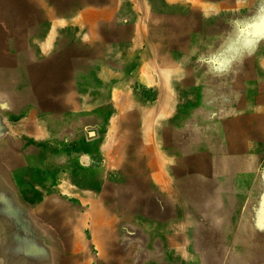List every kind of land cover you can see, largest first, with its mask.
Returning <instances> with one entry per match:
<instances>
[{"label":"crops","instance_id":"1","mask_svg":"<svg viewBox=\"0 0 264 264\" xmlns=\"http://www.w3.org/2000/svg\"><path fill=\"white\" fill-rule=\"evenodd\" d=\"M229 3L161 0L203 16ZM0 10L17 18L18 52L29 54L17 62L25 89L17 120L0 137V209L15 217L9 228L47 246L54 264H142L144 247H164L166 225L148 213L152 194L168 187L148 164L157 149L149 111L130 87L166 85L174 64L150 26L164 13L151 0H0ZM134 150L145 159L132 165ZM155 250V264H165V251Z\"/></svg>","mask_w":264,"mask_h":264},{"label":"rangeland","instance_id":"2","mask_svg":"<svg viewBox=\"0 0 264 264\" xmlns=\"http://www.w3.org/2000/svg\"><path fill=\"white\" fill-rule=\"evenodd\" d=\"M229 1L203 16L151 0L164 13L159 24L157 17L150 22L153 40L174 66L165 86L130 87L149 111L157 162L166 163L154 178L168 187L149 198L151 222L166 225L164 247H144L142 264H155V249L165 251V264H264V0L246 7ZM16 34L17 18L0 10V137L17 120L25 91L17 86V62L29 54L18 52ZM132 153V165L144 161ZM2 211L0 264H54L47 246L9 228L15 217Z\"/></svg>","mask_w":264,"mask_h":264},{"label":"bare ground","instance_id":"3","mask_svg":"<svg viewBox=\"0 0 264 264\" xmlns=\"http://www.w3.org/2000/svg\"><path fill=\"white\" fill-rule=\"evenodd\" d=\"M59 59H60V57H59ZM79 62V61H78ZM148 152V154H150V152H152V151H147ZM157 152V151H156ZM154 153V154H157V153ZM153 153V152H152ZM154 154H153V158H150L149 159V165H150V168L152 169V171L153 170H155V171H153L154 173H155V175H157L156 174V172L157 173H163L164 172V169H166V163L165 162H163V164L161 165V167L159 168V166H160V163H158L157 164V156L155 157L154 156ZM160 158V157H159ZM164 160V159H163ZM158 162H160L159 160H158ZM155 168V169H154ZM164 175V174H163ZM158 176V175H157ZM162 176V175H161ZM162 178V177H161ZM162 183V182H161ZM167 183V182H166ZM179 189L181 190V193L183 192V194H185V191L187 190L185 187H182V186H180V184H179ZM189 194H190V192H189ZM194 198V197H193ZM194 202H196V199L194 198Z\"/></svg>","mask_w":264,"mask_h":264}]
</instances>
